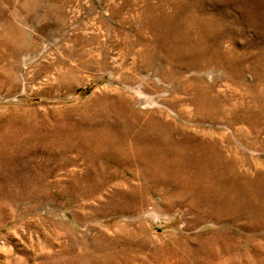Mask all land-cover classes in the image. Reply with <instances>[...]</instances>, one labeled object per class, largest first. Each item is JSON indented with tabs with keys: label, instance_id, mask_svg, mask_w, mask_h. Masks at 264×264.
Listing matches in <instances>:
<instances>
[{
	"label": "rangeland",
	"instance_id": "rangeland-1",
	"mask_svg": "<svg viewBox=\"0 0 264 264\" xmlns=\"http://www.w3.org/2000/svg\"><path fill=\"white\" fill-rule=\"evenodd\" d=\"M0 264H264V0H0Z\"/></svg>",
	"mask_w": 264,
	"mask_h": 264
}]
</instances>
